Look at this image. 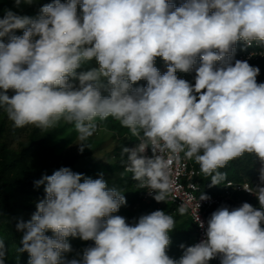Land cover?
I'll return each instance as SVG.
<instances>
[{
	"label": "clouds",
	"instance_id": "9594fccd",
	"mask_svg": "<svg viewBox=\"0 0 264 264\" xmlns=\"http://www.w3.org/2000/svg\"><path fill=\"white\" fill-rule=\"evenodd\" d=\"M238 43L264 47V0H52L34 17L4 10L0 108L14 127L43 131L64 121L82 153L97 120L112 117L138 139L122 149L125 170L157 202L172 184L165 154L194 160L211 186L245 153L261 162L258 183L242 187L259 207L222 204L206 227L198 215L204 238L181 244L178 260L168 255L171 215L155 210L130 224L116 214L127 204L124 193L102 173L93 179L60 167L34 181L46 195L28 221L16 223L28 264H209L217 257L219 264H264V82L258 66L234 59ZM93 61L96 67L79 71ZM193 70L194 83L177 76ZM141 80L146 86L134 87ZM69 237L93 244L67 259ZM4 249L0 240V264Z\"/></svg>",
	"mask_w": 264,
	"mask_h": 264
},
{
	"label": "rangeland",
	"instance_id": "374dc122",
	"mask_svg": "<svg viewBox=\"0 0 264 264\" xmlns=\"http://www.w3.org/2000/svg\"><path fill=\"white\" fill-rule=\"evenodd\" d=\"M51 2L52 0H35L31 5L21 4L20 7H16L14 0H0V18L3 17L6 9H11L19 15L34 17L39 14L40 7ZM61 2H66V0H61ZM182 2L183 0H176L174 3L179 6ZM78 11H80L79 6ZM15 34L22 35L23 32L17 30ZM5 42H7V38H5ZM155 66L162 74L167 70L164 61L155 64ZM254 66H258L261 70L257 82H264V60ZM92 67L94 65L90 62L79 71ZM138 86H146V81L141 80L134 85V87ZM13 94L12 90L8 91L9 96ZM97 123V131L85 142L89 148H85L81 153L77 144L79 143L78 134L73 125L61 121L55 127L43 131L31 125L16 128L13 122L8 119L6 111L0 108V160L17 159L16 166L9 170V174L20 180H29L33 176L41 179L43 175H51L54 170H58L60 167H69L73 172L84 174L93 179L99 178L102 173L109 187H116L124 193L127 204L121 206L116 214L125 217L130 224L137 221L140 216L155 210L165 211L166 214L174 218L175 229L170 233L171 244L168 248V255L178 260L183 253L180 245H193V241L189 239L190 235L193 237L192 229L185 216L179 213H169L168 206L163 201L157 202L155 199L142 201L140 198H136L134 189L123 187L126 184L124 180L128 175L119 168L118 160L122 158L119 155L122 145L130 138L128 129L122 127L112 117L103 121L98 119ZM196 165L200 169L199 164L196 163ZM257 183L258 179L253 180L251 185L255 186ZM42 186L44 187V185ZM4 190L9 194L12 202L22 200V197L12 188L6 187ZM44 197L37 198L32 203L35 210L36 203ZM30 218L31 215L24 211H14L16 223L20 219L28 221ZM46 234L52 236L50 231ZM68 239L73 251L64 254L67 259H72L83 248L93 244L92 241H82L79 238L69 237ZM0 240L5 244L4 264H28V253L19 251V248L22 247L21 238L15 227L10 225L6 219H0Z\"/></svg>",
	"mask_w": 264,
	"mask_h": 264
},
{
	"label": "built area",
	"instance_id": "2783aa9c",
	"mask_svg": "<svg viewBox=\"0 0 264 264\" xmlns=\"http://www.w3.org/2000/svg\"><path fill=\"white\" fill-rule=\"evenodd\" d=\"M234 59L248 60L251 65L261 62L264 60V47H260L254 43L252 47L244 48L240 43L237 45ZM92 63L94 67H96L95 62L93 61ZM177 76L194 83L195 71L193 70L191 73H182L178 71ZM128 132L133 142H135L133 145V147H135L138 144V139L131 134L129 129ZM145 155L149 157L152 156L150 147L147 149ZM165 158L168 161L172 184L164 202L173 205L177 211L181 206L186 208L184 215L194 227V244L200 242L204 238V229H201L196 223L198 215L200 219L205 222L206 227L207 219L210 217V211L213 208L225 203H233L239 207L240 203L237 200L238 197H248L257 200L253 194L243 190L242 187L245 184H251V182L246 180H227L217 189H205L203 194L209 196L210 199L200 200L202 193L200 192L201 188L197 182L200 173L194 165V160L185 159L183 153L179 154V158H174L169 154H165ZM147 191H149V189L141 188L142 201L154 199ZM209 264H219V257L211 260Z\"/></svg>",
	"mask_w": 264,
	"mask_h": 264
},
{
	"label": "trees",
	"instance_id": "16d2710c",
	"mask_svg": "<svg viewBox=\"0 0 264 264\" xmlns=\"http://www.w3.org/2000/svg\"><path fill=\"white\" fill-rule=\"evenodd\" d=\"M172 1L175 2L176 0H172ZM161 61H163L162 58L157 57L156 64L161 63ZM256 64H252V65L254 66ZM134 143L135 142H133V139L130 136V138L127 139L122 145V149L123 147L132 148ZM122 149L120 150V154H119L122 158H119L118 164H119V168L128 175V177H126L124 180L126 181V184H124L123 187L125 189L127 188L134 189V192H136V198L141 199L142 193H141V188L137 186L138 182L132 179V174L130 172L125 171V163L127 157L126 155H122ZM17 161H18L17 159H13V158L7 161L3 159L0 160V219H6L10 225H13L15 227V229H16V221L14 220V211H24L28 213V215H31L33 212L36 211L33 208L32 203L37 198L39 199L46 195L44 192V187L42 185L39 188H36L34 186V181L39 180L37 176L31 177L29 180H24V179L20 180L16 176H11L9 174L10 173L9 170L16 166ZM194 165L196 166V168L199 170L200 173L199 177L197 178V182L201 188L200 189L201 193H204L205 189L208 188L217 189L221 184H223L227 180H231V181L246 180L249 182H252L253 180H257L258 179L257 177L259 175V169L261 168V162L257 157H255V155L245 153L241 157L229 161L226 167L220 169L221 172L226 174L225 180L222 181L220 185L211 186V181H210L211 177L205 176L197 167L195 161H194ZM6 187L15 190L22 197V200L18 202H12L9 194L4 190ZM237 200L240 203V205L244 202H248L255 207H259L258 200H254L248 197H238ZM225 204L228 205L230 208L237 207L233 203H225ZM221 205L213 208L210 211V215ZM167 206L169 213L181 214L179 211L176 210V208L173 205L167 204ZM185 218L192 229L193 237H191L190 235L189 239L193 241V245H194L195 243L194 227L186 216ZM261 226L264 227V223H262ZM18 234L21 238L22 233L18 232Z\"/></svg>",
	"mask_w": 264,
	"mask_h": 264
}]
</instances>
